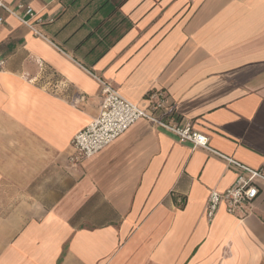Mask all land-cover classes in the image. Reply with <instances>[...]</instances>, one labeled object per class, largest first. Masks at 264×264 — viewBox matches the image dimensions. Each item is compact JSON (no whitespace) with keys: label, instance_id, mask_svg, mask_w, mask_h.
Listing matches in <instances>:
<instances>
[{"label":"crops","instance_id":"crops-1","mask_svg":"<svg viewBox=\"0 0 264 264\" xmlns=\"http://www.w3.org/2000/svg\"><path fill=\"white\" fill-rule=\"evenodd\" d=\"M0 264H264V186L251 214L211 191L238 172L147 120L73 167L100 81L142 110L161 92L211 148L264 170V0H0ZM179 200H183L180 204Z\"/></svg>","mask_w":264,"mask_h":264},{"label":"built area","instance_id":"built-area-1","mask_svg":"<svg viewBox=\"0 0 264 264\" xmlns=\"http://www.w3.org/2000/svg\"><path fill=\"white\" fill-rule=\"evenodd\" d=\"M0 8L15 17L35 37L47 40L40 27L52 23V20L44 18L33 8L24 4L10 8L0 2ZM2 23L3 19L0 18V24ZM5 66L6 61L0 59V72L5 69ZM99 81L102 94L100 113L86 128L74 136L71 166L76 167L83 161L98 155L121 138L138 121L147 120L181 142L191 144L194 150L202 149L237 169L238 176L233 186L224 193L210 192L206 206L208 222L214 220L222 204H225L226 212L236 218L244 219L251 214L253 203L260 195L258 186H264V170L252 169L211 148L209 138L196 131L191 122L182 124L178 121L176 113L167 108L166 99L161 92L150 93L149 108L142 110L122 97L111 84ZM179 203L182 204L183 200H179Z\"/></svg>","mask_w":264,"mask_h":264}]
</instances>
